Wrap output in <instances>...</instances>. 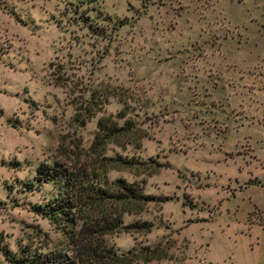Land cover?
I'll return each instance as SVG.
<instances>
[{
  "label": "rangeland",
  "instance_id": "obj_1",
  "mask_svg": "<svg viewBox=\"0 0 264 264\" xmlns=\"http://www.w3.org/2000/svg\"><path fill=\"white\" fill-rule=\"evenodd\" d=\"M59 189L72 225L39 208ZM23 246L264 264V0H0V264Z\"/></svg>",
  "mask_w": 264,
  "mask_h": 264
},
{
  "label": "trees",
  "instance_id": "obj_2",
  "mask_svg": "<svg viewBox=\"0 0 264 264\" xmlns=\"http://www.w3.org/2000/svg\"><path fill=\"white\" fill-rule=\"evenodd\" d=\"M91 113L92 111H90V114ZM86 117H89V115H86ZM97 125L99 130L95 133V137L100 136L103 133L102 130L106 127L101 120L97 121ZM110 131L111 129L104 130L107 136L111 135ZM36 177L38 180H49L57 186H61L64 182L72 185V178L69 172L49 164H40L37 167ZM115 186L116 190L110 196H113L116 200L123 203L141 202L149 197L147 194H142L133 183L125 182L122 179H116ZM96 194V198H100L101 195H107L104 189H97ZM72 206L73 204L71 198L68 196V192L59 189L55 195L49 197L46 203L39 206V208L43 209L41 211L47 213L51 218H59L62 219L66 225H72L74 224L73 212L71 211ZM139 225H141V223ZM83 235L86 239L87 232H83ZM5 254L10 264H78L74 257L69 256L65 251L56 249L40 252L23 246L17 248V250L13 252L5 249Z\"/></svg>",
  "mask_w": 264,
  "mask_h": 264
}]
</instances>
